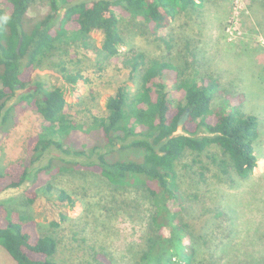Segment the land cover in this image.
<instances>
[{
  "label": "trees",
  "instance_id": "obj_1",
  "mask_svg": "<svg viewBox=\"0 0 264 264\" xmlns=\"http://www.w3.org/2000/svg\"><path fill=\"white\" fill-rule=\"evenodd\" d=\"M203 2L0 0V130L22 105L35 109L42 119L24 158L0 171V192L29 181L32 185L26 196L31 204L36 188L52 173L98 169L114 186L141 185L151 198L144 247L130 264H195L196 249L186 240L191 238L189 223L177 216V206L184 205L186 198L178 185L177 162L187 152L201 155L215 145L220 153L210 158L223 175L233 172L240 178L249 177L258 161L254 149L257 118L219 108L213 112L215 119L209 120L217 81L189 77L172 60L148 58L143 51L122 53V64L129 68L135 87H119L106 100V115L94 117L89 125L66 112L65 87H47L32 73L39 68L56 69L66 85L73 87L83 76L68 65L70 46L91 50L102 62L121 53L123 17L141 21L149 33L157 34L176 16ZM39 3L48 10L33 16L32 9ZM93 32L102 35L100 46ZM157 40L170 48L165 38ZM14 97L16 102L9 104ZM187 108L182 133H177ZM80 133L87 136L79 142ZM44 157L47 161L43 163ZM193 162L200 160L193 158ZM59 199H69L74 206L63 191ZM0 246L16 264H62L56 258L58 240L38 234L30 216L9 209L2 201Z\"/></svg>",
  "mask_w": 264,
  "mask_h": 264
},
{
  "label": "rangeland",
  "instance_id": "obj_2",
  "mask_svg": "<svg viewBox=\"0 0 264 264\" xmlns=\"http://www.w3.org/2000/svg\"><path fill=\"white\" fill-rule=\"evenodd\" d=\"M47 10L39 3L32 15ZM121 25L125 43L114 58L99 62L93 51L69 47L68 65L83 76L73 87L56 69L39 68L32 77L47 87H65L66 112L89 125L94 117L106 115V100L119 87H135L129 68L122 64V53L132 49L145 52L148 58L170 59L189 77L217 81L209 120L215 119L213 112L219 108L257 118L254 148L264 154V0H204L157 34L149 33L143 22L126 17ZM91 35L100 46L102 35ZM158 37L169 41L170 48ZM41 123L38 112L27 105L15 111L0 130V171L24 158ZM86 136L80 133L77 138L80 142ZM219 151L212 145L201 155L187 152L177 162L178 185L186 194L184 205L177 206V216L189 223L191 238L186 240L196 249L195 264H264V165L260 164L262 172L254 178H240L233 172L223 175L210 158ZM193 158L200 162L194 163ZM97 170L52 173L36 188L31 204L26 196L29 181L1 191L0 201L30 216L38 234L58 240L56 258L62 264H130L144 247L151 198L141 185L114 186ZM62 191L74 200V206L69 199H59ZM0 264H16L1 246Z\"/></svg>",
  "mask_w": 264,
  "mask_h": 264
},
{
  "label": "crops",
  "instance_id": "obj_3",
  "mask_svg": "<svg viewBox=\"0 0 264 264\" xmlns=\"http://www.w3.org/2000/svg\"><path fill=\"white\" fill-rule=\"evenodd\" d=\"M255 149V148H254ZM255 154L258 158V161H257V165L256 167L253 169V172L252 174L250 175L251 178H254L255 176H258L259 174H261L262 172V168L261 165L263 164L264 165V154H258L257 151L255 150ZM261 164V165H260ZM259 166V167H258ZM264 174V173H263Z\"/></svg>",
  "mask_w": 264,
  "mask_h": 264
},
{
  "label": "water",
  "instance_id": "obj_4",
  "mask_svg": "<svg viewBox=\"0 0 264 264\" xmlns=\"http://www.w3.org/2000/svg\"><path fill=\"white\" fill-rule=\"evenodd\" d=\"M189 111V109H186V112L182 115V117L179 119L178 122V128L181 129L184 123V120L187 118V112Z\"/></svg>",
  "mask_w": 264,
  "mask_h": 264
}]
</instances>
